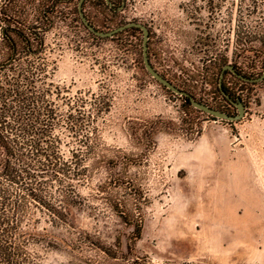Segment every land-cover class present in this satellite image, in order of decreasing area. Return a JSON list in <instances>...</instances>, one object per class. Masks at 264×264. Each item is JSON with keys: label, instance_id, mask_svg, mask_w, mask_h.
<instances>
[{"label": "rangeland", "instance_id": "rangeland-1", "mask_svg": "<svg viewBox=\"0 0 264 264\" xmlns=\"http://www.w3.org/2000/svg\"><path fill=\"white\" fill-rule=\"evenodd\" d=\"M77 6L73 1L64 23L55 18L39 59L14 37L23 65L42 57L47 63L34 84L37 104L46 105L41 113L64 118L82 105L85 131H93L86 147L61 127L51 135L67 157L82 155L84 169L72 180L81 205L71 209L69 224L37 229L36 239L50 242L35 246L43 264H264V80L246 84L226 72L223 84L245 104L244 115L214 117L146 71L141 30L92 37L80 26ZM83 9L102 31L132 21L147 26L148 58L159 73L187 82L194 99L237 114L222 99L214 68L217 58L231 60L227 31L246 13L236 1L212 11L211 0H125L110 12L100 0H85ZM216 12L231 17L213 22ZM11 55L0 47V62ZM235 61L246 76L264 70L252 52ZM103 104L109 107L101 110ZM119 213L141 223L140 239L133 242L132 226Z\"/></svg>", "mask_w": 264, "mask_h": 264}, {"label": "trees", "instance_id": "trees-1", "mask_svg": "<svg viewBox=\"0 0 264 264\" xmlns=\"http://www.w3.org/2000/svg\"><path fill=\"white\" fill-rule=\"evenodd\" d=\"M73 1L76 0H0V29L5 30L4 35L1 34L0 47L6 45L12 53L8 61L0 62V264H43L44 258L35 246L40 241L43 243L42 246L46 245L48 240L43 235L36 239L35 235L40 234L37 232L38 227L42 223L51 228L68 225L71 209L81 205L79 191L72 184V180H77L79 175H83L82 155L77 156L70 152V156L67 157L58 147V136L51 135L56 126L61 127L74 133L73 138L77 139L79 147L80 145L86 147V138L93 131L90 133L85 131L87 121L84 122L85 118L82 117V105L81 110L73 113L68 111L64 118L61 115L55 117L51 110L49 114L41 113L42 110L47 112L46 105L37 104L38 91L34 84L37 77L46 72L47 63L42 57L41 61L29 60L23 65L22 58L15 56L17 50L14 39L16 37L24 44L28 54L39 59L38 55L45 50L46 33L53 27L55 18L63 21L65 18L63 14L69 11ZM108 1L109 4L105 0H100L110 12L120 9L125 3V0ZM235 1L246 13L239 14L235 26L227 31L229 38L225 39L229 42L232 39L231 60L225 56L216 59L214 68L218 80L222 67L227 64L232 65L240 74V63L238 64L235 59L245 53L252 52L253 56L260 57L261 65L264 67V0H211V9L213 11L225 3L233 4ZM83 12L88 22L100 30L86 15L84 9ZM226 17L230 18L231 15L216 12L213 22ZM78 20L88 35L96 36L84 26L80 17ZM112 29L110 27L106 31ZM215 34L219 37L217 31L212 33ZM229 42L225 43L224 50L229 49ZM32 43H35V48H32ZM255 43H258V46ZM226 72L228 70L224 75ZM161 75L179 90L192 96L191 86L187 82L173 83L169 77ZM242 76L244 77L243 74ZM240 79L243 81L246 78ZM218 91L227 104L233 105L229 99L236 101L239 98L225 88L223 78L221 89L218 86ZM224 93L228 94L229 98H226ZM184 99L188 101L185 96ZM107 107L108 104H103L101 110H106ZM215 109L231 115L227 111ZM118 217L122 222L132 226L130 234L133 242L140 239L141 223L129 222L122 213H119ZM120 247L121 245L115 241L114 248L119 250ZM125 249L129 254L130 244L126 243ZM107 254L110 255L108 248ZM134 263L138 264L135 261Z\"/></svg>", "mask_w": 264, "mask_h": 264}, {"label": "water", "instance_id": "water-1", "mask_svg": "<svg viewBox=\"0 0 264 264\" xmlns=\"http://www.w3.org/2000/svg\"><path fill=\"white\" fill-rule=\"evenodd\" d=\"M84 0H79L78 1V6H77V10H78V14L79 17L82 21V23L84 24V26L93 34H95L96 36L99 37H112L115 33L120 32L122 30H125L127 28H138L139 30H141L142 32V56H143V64L144 67L146 69V71L154 78L156 79L160 84H162L163 86H165L167 89L171 90L172 92L185 96L187 97V100L191 103V105L193 107H195L198 110H201L209 115H212L214 117L220 118V119H224V120H228V121H237L239 120L243 115H244V105L241 102V100L239 98H237L236 101H233L232 99H229V101L236 107L237 109V114L235 115H228L225 112H222L220 110H217L215 108H212L202 102H199L197 100H195L192 96H190L187 92L181 91L179 90L174 84H172L169 80H167L165 77H163L157 70H155V68L152 66V64L149 61L148 58V38H149V30L147 28V26H145L144 24L140 23V22H127L123 25L117 26L116 28H113L112 30L109 31H102V30H98L96 29L93 25H91L84 12L82 9V3ZM108 4L109 1L105 0ZM5 30L1 31V34L4 35ZM228 70L231 73L235 74L236 76H238L239 78L245 79L242 74H239L235 71V69L233 68L232 65L227 64L224 65L222 67L220 76H219V80H218V86L221 89L222 86V78L224 75V72ZM264 79V71L261 75L255 77V78H250L249 81L251 82H259L262 81ZM224 92V91H222ZM225 94V93H224ZM226 98H229L228 94H225Z\"/></svg>", "mask_w": 264, "mask_h": 264}, {"label": "crops", "instance_id": "crops-1", "mask_svg": "<svg viewBox=\"0 0 264 264\" xmlns=\"http://www.w3.org/2000/svg\"><path fill=\"white\" fill-rule=\"evenodd\" d=\"M0 39H1V32H0ZM206 131H210V130H206ZM206 131L202 132V133L199 135V137L194 141L192 147H193L194 145L198 144L199 140L202 139V137H205V133H206ZM206 144H209V146H211V141H209V142L206 143ZM198 167H199V163L197 164V169H199ZM196 173H197L196 175H198V176H197V178H198V182H201L202 179L199 177L200 174H199L198 172H196ZM260 183L263 184V183H264V180H260ZM261 226H262V225H261ZM261 226H260V227H261ZM246 227H247V226H246Z\"/></svg>", "mask_w": 264, "mask_h": 264}, {"label": "flooded vegetation", "instance_id": "flooded-vegetation-1", "mask_svg": "<svg viewBox=\"0 0 264 264\" xmlns=\"http://www.w3.org/2000/svg\"><path fill=\"white\" fill-rule=\"evenodd\" d=\"M244 77L246 78L245 80H243L246 84H248V83H253V82H251V81H249V79L250 78H252L251 76H249V75H244ZM243 105H244V109H245V104L243 103Z\"/></svg>", "mask_w": 264, "mask_h": 264}]
</instances>
